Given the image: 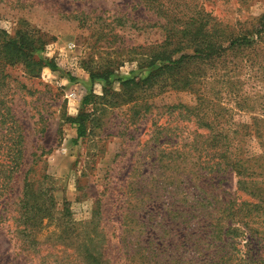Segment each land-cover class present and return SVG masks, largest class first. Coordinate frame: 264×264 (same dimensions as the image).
Here are the masks:
<instances>
[{"label": "trees", "instance_id": "1", "mask_svg": "<svg viewBox=\"0 0 264 264\" xmlns=\"http://www.w3.org/2000/svg\"><path fill=\"white\" fill-rule=\"evenodd\" d=\"M137 1L156 17L149 26L164 33L138 63L149 73L122 80L116 91L110 87L112 71L90 70L92 81H105L103 94H88L67 122L76 127L77 141L90 133L104 108L131 104V119L139 121L159 107L152 100L167 91L194 95L191 105L167 103L166 111L153 115L152 149L161 172L128 214L131 222L122 238L126 261L234 264L237 248L231 240L248 236L244 246L251 238L264 240V13L238 28L213 15L204 0ZM48 43L45 33L27 25L13 34L0 28V203L6 212L25 149L22 124L10 105L7 68L21 64L30 76L46 66L55 69L52 60L39 56ZM242 112L248 121L234 118ZM190 123L194 129H188ZM228 171L237 177L233 192L220 188ZM31 172L25 173L22 194L9 214L24 249L40 253L45 244L37 235L56 220L59 231L49 246L60 245L66 254L56 264H109L95 219L92 233L80 238L68 201L55 218L54 188L36 187Z\"/></svg>", "mask_w": 264, "mask_h": 264}, {"label": "rangeland", "instance_id": "2", "mask_svg": "<svg viewBox=\"0 0 264 264\" xmlns=\"http://www.w3.org/2000/svg\"><path fill=\"white\" fill-rule=\"evenodd\" d=\"M204 2L213 15L238 28L241 24L247 27L250 20L264 13V0ZM154 22L155 15L137 0H0V28L13 34L27 25L45 33L49 43L39 56L56 66L44 67L39 76L27 74L21 64L7 68L10 105L22 124L25 149L24 164L7 204L9 212L0 203V264H40L45 255V264H56L55 260L59 263L66 257L60 245L49 246L59 231L56 220L45 222L46 228L37 235L45 244L40 253L24 249L15 233L9 214L22 194L24 175L31 168L36 187L43 183L54 188L55 218H60L68 201L72 218L79 223L80 238L92 233L90 222L95 219L98 230L104 233L102 250L109 264H128V248L122 243L127 236L126 225L131 222L128 214L139 206L138 197L152 189V179L161 172L152 149L153 115L166 111L163 105L167 103L191 105L194 95L167 91L152 100L159 107L139 121L131 119V104L104 108L97 112L99 120L90 133L77 141L76 127L67 118L81 111L88 94H103L105 81H92L90 70L112 71L110 87L116 91L122 80L143 78L149 73L138 63L149 47L164 39L160 28L149 26ZM92 108L89 105L87 110ZM234 118L249 120L244 112ZM188 127L194 129L195 125L190 123ZM221 179L222 190L235 191L234 173L228 171ZM247 237L231 240V247L237 248L232 263L262 264L264 240L251 238L244 246Z\"/></svg>", "mask_w": 264, "mask_h": 264}]
</instances>
